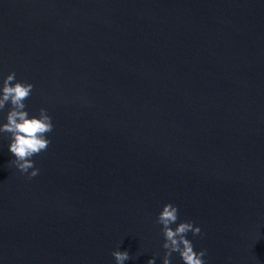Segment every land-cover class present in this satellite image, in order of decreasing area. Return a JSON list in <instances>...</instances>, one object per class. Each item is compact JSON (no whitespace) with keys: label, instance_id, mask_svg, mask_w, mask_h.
Here are the masks:
<instances>
[{"label":"water","instance_id":"95a60500","mask_svg":"<svg viewBox=\"0 0 264 264\" xmlns=\"http://www.w3.org/2000/svg\"><path fill=\"white\" fill-rule=\"evenodd\" d=\"M53 129L29 178L0 136V224L264 111V0H0V77Z\"/></svg>","mask_w":264,"mask_h":264},{"label":"clouds","instance_id":"9594fccd","mask_svg":"<svg viewBox=\"0 0 264 264\" xmlns=\"http://www.w3.org/2000/svg\"><path fill=\"white\" fill-rule=\"evenodd\" d=\"M31 82L17 80L14 72L0 77V136L7 135V148L12 155L10 163L29 178L35 177L39 169L34 166L33 156L47 149L50 143L47 133L53 129L51 116L45 108L30 113L25 100L32 94ZM156 223L161 226L165 250L162 264H170L173 253L179 255L183 264H204L205 249L195 250L192 241L187 238L201 233L199 225L191 220L178 221V208L175 204L164 203L156 216ZM174 225V227H173ZM115 264H124L130 259L127 250L119 248L112 251ZM147 264H155L150 258Z\"/></svg>","mask_w":264,"mask_h":264}]
</instances>
